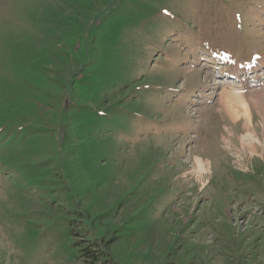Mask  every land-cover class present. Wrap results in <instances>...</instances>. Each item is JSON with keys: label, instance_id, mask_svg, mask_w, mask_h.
<instances>
[{"label": "rangeland", "instance_id": "obj_1", "mask_svg": "<svg viewBox=\"0 0 264 264\" xmlns=\"http://www.w3.org/2000/svg\"><path fill=\"white\" fill-rule=\"evenodd\" d=\"M263 10L0 0V264H264L263 95L247 128L208 69L263 60Z\"/></svg>", "mask_w": 264, "mask_h": 264}, {"label": "bare ground", "instance_id": "obj_2", "mask_svg": "<svg viewBox=\"0 0 264 264\" xmlns=\"http://www.w3.org/2000/svg\"><path fill=\"white\" fill-rule=\"evenodd\" d=\"M260 60L261 61L259 62L263 61L261 58ZM231 90H232V93L226 92L224 90L222 91L220 95L221 98H219V101H218L219 106L221 107L222 111H224V113L225 111L227 112V117H229L232 120H235L237 117H239V115L243 117L245 121V126L247 128L252 129L251 107H252L253 102H255V100L252 102L250 101V99L255 96L263 95V100H264V88H262V90H253L254 92L253 93L250 92L248 96L243 95V93L240 92V90H234V89H231ZM263 112H264V109H263ZM259 113L261 114V112ZM241 141H242L243 147L248 146L249 149L250 150L252 149V152H254L253 151V141L255 142V140H254L252 133L246 132L244 135H241ZM195 164H196L197 172L199 174L206 173V170L208 168L207 169L205 168L206 163L204 162V159L197 157L195 159Z\"/></svg>", "mask_w": 264, "mask_h": 264}, {"label": "trees", "instance_id": "obj_3", "mask_svg": "<svg viewBox=\"0 0 264 264\" xmlns=\"http://www.w3.org/2000/svg\"><path fill=\"white\" fill-rule=\"evenodd\" d=\"M79 254L83 264H114L109 255L104 256L101 251L90 250L87 246L81 248Z\"/></svg>", "mask_w": 264, "mask_h": 264}]
</instances>
